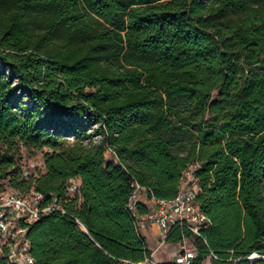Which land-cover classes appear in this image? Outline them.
Returning <instances> with one entry per match:
<instances>
[{
	"label": "trees",
	"instance_id": "16d2710c",
	"mask_svg": "<svg viewBox=\"0 0 264 264\" xmlns=\"http://www.w3.org/2000/svg\"><path fill=\"white\" fill-rule=\"evenodd\" d=\"M20 146L44 173L17 172ZM192 163L206 243L167 241L264 264V0H0V193L64 211L26 224L34 264L143 263L130 184L171 199Z\"/></svg>",
	"mask_w": 264,
	"mask_h": 264
},
{
	"label": "built area",
	"instance_id": "2783aa9c",
	"mask_svg": "<svg viewBox=\"0 0 264 264\" xmlns=\"http://www.w3.org/2000/svg\"><path fill=\"white\" fill-rule=\"evenodd\" d=\"M198 163H192L183 171L177 194L171 199H160L148 193L146 187L133 180L130 184L131 194L127 210L134 218L137 228L152 230L155 246L149 258L143 263L153 262L154 254L169 247L171 260L176 264H190L197 251L190 237L182 236L180 240L169 243L167 237L174 226L186 229L192 237H199L205 243L202 230L206 228V216L197 202L199 190L195 170ZM70 197L76 195L79 189L77 179H69L65 186ZM140 204L145 209L139 213L136 206ZM51 211L64 212L54 201L44 203V196L39 192L22 194L18 191L0 193V256L7 257L13 264H34L30 254V243L27 238V226L41 215ZM251 254L247 259L253 257ZM210 256L217 258L212 252ZM150 259V260H149Z\"/></svg>",
	"mask_w": 264,
	"mask_h": 264
},
{
	"label": "rangeland",
	"instance_id": "374dc122",
	"mask_svg": "<svg viewBox=\"0 0 264 264\" xmlns=\"http://www.w3.org/2000/svg\"><path fill=\"white\" fill-rule=\"evenodd\" d=\"M44 152L45 150H32L20 146L19 147L20 158L17 160L19 169L17 170V172L20 173L22 177H28L29 175L37 176L44 173L45 172L44 160H43ZM107 157H109L108 154ZM9 187H10L9 178L2 180L0 182L1 189H8ZM165 249L168 250V247L166 246ZM159 257H160V253H158L156 258ZM253 259H257V258H253ZM146 264H153V263L150 262Z\"/></svg>",
	"mask_w": 264,
	"mask_h": 264
},
{
	"label": "crops",
	"instance_id": "0c3cea01",
	"mask_svg": "<svg viewBox=\"0 0 264 264\" xmlns=\"http://www.w3.org/2000/svg\"><path fill=\"white\" fill-rule=\"evenodd\" d=\"M140 233L145 237L149 249L152 250L154 248V246H155V239H154L152 230H150V229H141ZM168 249H169V247H168ZM158 253H160V257L156 258ZM158 253L154 254V259H153L154 261L152 262L153 264H157L159 262L168 261V260H171V258H172L171 254L166 249H162Z\"/></svg>",
	"mask_w": 264,
	"mask_h": 264
},
{
	"label": "water",
	"instance_id": "95a60500",
	"mask_svg": "<svg viewBox=\"0 0 264 264\" xmlns=\"http://www.w3.org/2000/svg\"><path fill=\"white\" fill-rule=\"evenodd\" d=\"M253 257H257V258H260V259H264V255L261 256V255L254 254Z\"/></svg>",
	"mask_w": 264,
	"mask_h": 264
},
{
	"label": "bare ground",
	"instance_id": "6f19581e",
	"mask_svg": "<svg viewBox=\"0 0 264 264\" xmlns=\"http://www.w3.org/2000/svg\"><path fill=\"white\" fill-rule=\"evenodd\" d=\"M251 258L253 259V258H257V257H251ZM251 258H250V259H251Z\"/></svg>",
	"mask_w": 264,
	"mask_h": 264
}]
</instances>
